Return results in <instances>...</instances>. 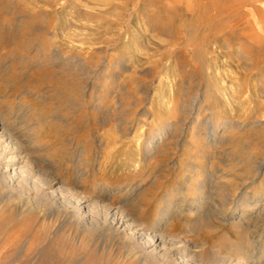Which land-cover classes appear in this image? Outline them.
Here are the masks:
<instances>
[{
	"label": "rangeland",
	"instance_id": "obj_1",
	"mask_svg": "<svg viewBox=\"0 0 264 264\" xmlns=\"http://www.w3.org/2000/svg\"><path fill=\"white\" fill-rule=\"evenodd\" d=\"M262 2L0 0V264H169L108 207L264 264Z\"/></svg>",
	"mask_w": 264,
	"mask_h": 264
},
{
	"label": "bare ground",
	"instance_id": "obj_2",
	"mask_svg": "<svg viewBox=\"0 0 264 264\" xmlns=\"http://www.w3.org/2000/svg\"><path fill=\"white\" fill-rule=\"evenodd\" d=\"M260 6H261L260 10L256 14L258 16V19L256 20V18L254 17V23H253L254 24L253 26L255 27V30L257 33H261L260 32L262 30L261 24H262V22L264 23V18H263L264 15L261 16L264 13V2H262V4ZM251 11H254V8H253V10L251 9ZM250 15L255 16V14L253 12ZM162 136L163 135L160 136L159 134L158 135H155V134L149 135L148 141H153L155 139H162L163 138ZM11 142H12V137L9 133H6L5 131L0 133V157H1V159H2V156L5 155V152L7 151ZM49 185L51 186V183H49ZM51 194H52L53 202L56 205L65 206V207L66 206L72 207L75 211H77L76 212V213H78L77 215L81 216L84 220L92 221V220L96 219L95 213H94L95 207L93 208L91 206V202L89 201V199L87 197L80 196L77 192H75L73 190L66 189L60 185L54 187L51 191ZM97 208H95V209H97ZM108 208L106 210L107 220L109 219L110 221L116 222V223L119 222L120 224L129 228L131 231V234H136V236L141 237V239L145 238L144 240H146V241H145V243H143V244H145L144 247H146V250L150 249L149 250L150 253H152L154 256H157L160 259L167 260L169 262V264H195L193 262V256L195 254L192 253L193 252L192 248L194 247V244L192 246L189 243V241H186L184 239H179V238H177V236L175 234L166 233L163 229V226L160 228L159 225L156 227L155 226L152 227L149 231H146V232L140 231L139 228L137 229L135 227V225L133 224L134 222H132L131 218L128 215H122L121 214L119 216L116 209H115V211L112 212L111 210L113 208H109V209ZM168 213H169L168 209L163 211L161 221H164V219H166L165 222L170 220L169 216H167ZM232 214H235V212L233 211L230 215H232ZM180 215H183V212H180ZM216 256H218V255H216ZM219 257L220 256H218V258ZM230 258L229 257H224V258L222 257L221 258L222 264H246L245 262H242V261H239V262L237 261L236 263H232ZM198 261L199 260H196V263Z\"/></svg>",
	"mask_w": 264,
	"mask_h": 264
},
{
	"label": "crops",
	"instance_id": "obj_3",
	"mask_svg": "<svg viewBox=\"0 0 264 264\" xmlns=\"http://www.w3.org/2000/svg\"><path fill=\"white\" fill-rule=\"evenodd\" d=\"M260 1H263L264 2V0H260Z\"/></svg>",
	"mask_w": 264,
	"mask_h": 264
}]
</instances>
